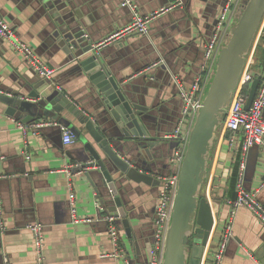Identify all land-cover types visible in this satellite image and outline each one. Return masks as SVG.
Listing matches in <instances>:
<instances>
[{"label":"crops","instance_id":"0c3cea01","mask_svg":"<svg viewBox=\"0 0 264 264\" xmlns=\"http://www.w3.org/2000/svg\"><path fill=\"white\" fill-rule=\"evenodd\" d=\"M50 1L57 2L60 11L56 13L53 5L48 7L47 0H0V16L33 48L40 61L54 70L50 78L46 77L53 86L69 96L84 115L95 119L97 127L108 130L114 122L97 89L60 47L57 33L64 20L59 13L76 19L96 47L101 44L98 49L112 75L130 84L147 108L141 118L144 132L115 141L124 148L132 166L152 180L117 181L133 233L129 237L120 222L117 247L110 238L107 220L108 207L113 205L106 196L110 189L91 183L83 172L68 171L85 151L83 140L76 136L73 144L66 145L65 125L53 121L52 125L32 128V123L7 115V106L0 102V193L7 225L4 232L0 230V264H129L130 257L132 264H143L148 249L155 244L162 183L175 173L171 159L178 142L172 135L183 108L177 81L191 86L206 74L205 44L215 31L224 0H135L143 16L155 15L149 34L108 43L104 41L133 18L121 0ZM55 15L61 19L57 24ZM33 73L11 42L0 37V90L27 95L23 83L25 78H33ZM62 115L99 148L74 115L68 111ZM211 160L203 196L211 204L215 222L202 264H214L221 234L230 220L233 236L220 264H264V225L246 207L238 208L232 219L229 205L238 197V174L244 160L245 188L259 190L257 197L264 206V148L255 146L244 153L241 137L231 147L220 131ZM72 191L77 197V214L91 218V222H74L69 199ZM34 223L42 225L45 234L42 261L33 245L30 226Z\"/></svg>","mask_w":264,"mask_h":264},{"label":"water","instance_id":"95a60500","mask_svg":"<svg viewBox=\"0 0 264 264\" xmlns=\"http://www.w3.org/2000/svg\"><path fill=\"white\" fill-rule=\"evenodd\" d=\"M47 3L48 7H55L56 13L60 11L57 2L47 0ZM243 3L219 52L191 128L161 264H202L205 247L214 227L212 207L208 198L203 196V190L220 130L264 18V0H243ZM65 15L59 13L64 20L57 33L60 47L71 60L78 63L97 89L105 110L112 117L113 127L108 130L103 125L102 128L97 127L95 119L84 115L69 96L36 71L33 78H25L23 83V87L28 89L27 95L19 91L7 93L0 90V102L7 106V115L24 122L34 124L52 120L70 127L69 121L62 115L68 111L85 126L99 148L82 137L76 126H71V131L85 144V151L80 152L71 172H83L91 183L110 189V194L106 196L111 197L108 202L113 205L108 204V214L116 218L117 224L121 222L131 237V222L119 195L117 181L126 178L137 183H149L152 177L132 166L124 148L115 139H128L144 132L141 118L147 108L136 98L130 84L118 81L112 75L94 39H87L86 32L78 27L77 20ZM55 18L56 24L60 22L58 15ZM260 80L258 76L249 89L247 110L252 105ZM131 260L132 257L129 264H132ZM152 260L153 249L150 248L147 262L143 264L151 263ZM210 261L208 259L207 263Z\"/></svg>","mask_w":264,"mask_h":264},{"label":"built area","instance_id":"2783aa9c","mask_svg":"<svg viewBox=\"0 0 264 264\" xmlns=\"http://www.w3.org/2000/svg\"><path fill=\"white\" fill-rule=\"evenodd\" d=\"M243 0H224V5L221 13L218 16L215 31L213 35L205 44L204 58L205 65L203 66L206 74H201L197 77L191 86H185L183 83L177 81L180 97L183 100L182 116L178 125L172 135V138L177 140V149L171 159L174 165L175 173L169 178L165 179L162 183L157 211H156V233L155 244L153 247V260L151 264H161L163 254L165 251V243L167 230L170 224L171 215L173 211V202L177 190L179 173L183 163L187 142L189 140L193 122L200 110L202 98L206 89V85L211 77L213 66L216 64L219 52L223 47V43L231 29L234 19L241 12ZM121 6L128 8L132 15V21L124 28L120 29L104 43L120 40L134 35H148L150 32L151 22L155 15L143 16L135 0H121ZM171 8V7H170ZM170 8L162 9L160 13L168 11ZM159 13V14H160ZM0 37L9 40L16 52H18L29 64V66L36 72L40 73L43 77L50 78L54 74V70L46 67L37 57L33 48L22 41L12 29L9 22L0 16ZM264 41V18L259 27L257 36L255 38L251 53L247 59L246 66L242 73L239 85L234 94L228 114L224 119L221 132L224 134L231 147H234L236 141L241 137L242 150L246 153L250 148L258 146L264 148V68L257 66L254 60V53ZM101 45V44H100ZM97 48H99V46ZM258 67V70L256 69ZM260 77V84L257 93L254 97L251 107L247 110L246 105L249 99V89L253 81ZM53 121H40L32 124V128H40L46 125H52ZM21 129L26 131V126L20 125ZM63 142L66 145L73 144L76 141L75 134L69 127L63 126ZM246 170L245 161H241L237 190L238 197L235 200L229 201L231 207V218L233 219L236 210L240 207H246L251 210L253 215L264 225V206L258 200V191H247L245 188L244 173ZM69 172L71 170H68ZM71 212L75 223L91 222V218L80 217L77 214V197L72 191L69 195ZM98 206L100 204L98 203ZM109 221V235L113 243L119 246L120 232L116 218L108 216ZM230 220L225 224L224 230L221 234L218 248L215 252L214 264H220L227 244L233 236V229ZM7 229L6 221L4 218L3 201L0 193V230L4 232ZM33 234V245L38 255L39 261L44 260L45 248V234L42 225L34 223L30 226ZM105 256H108L107 254ZM6 264H10L7 262Z\"/></svg>","mask_w":264,"mask_h":264},{"label":"trees","instance_id":"16d2710c","mask_svg":"<svg viewBox=\"0 0 264 264\" xmlns=\"http://www.w3.org/2000/svg\"><path fill=\"white\" fill-rule=\"evenodd\" d=\"M254 60L257 66L264 68V41L257 47L254 53Z\"/></svg>","mask_w":264,"mask_h":264},{"label":"rangeland","instance_id":"374dc122","mask_svg":"<svg viewBox=\"0 0 264 264\" xmlns=\"http://www.w3.org/2000/svg\"><path fill=\"white\" fill-rule=\"evenodd\" d=\"M244 4V3H243ZM243 6V5H242ZM240 14V13H239ZM256 69L258 70V67L256 66ZM203 194H204V190H203Z\"/></svg>","mask_w":264,"mask_h":264}]
</instances>
